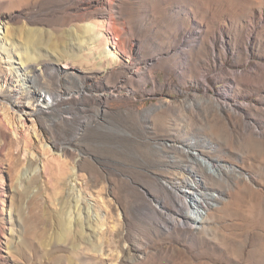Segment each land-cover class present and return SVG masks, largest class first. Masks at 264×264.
<instances>
[{"label":"rangeland","instance_id":"1","mask_svg":"<svg viewBox=\"0 0 264 264\" xmlns=\"http://www.w3.org/2000/svg\"><path fill=\"white\" fill-rule=\"evenodd\" d=\"M0 17L16 45L1 43L0 73L22 87L76 93L83 75L58 58L102 80L21 135L34 106L0 83V264H264V0H0ZM30 31L50 63L38 79L8 62ZM178 159L200 170L184 173L189 201L198 184L222 199L183 207L208 217L199 230L173 223Z\"/></svg>","mask_w":264,"mask_h":264},{"label":"bare ground","instance_id":"2","mask_svg":"<svg viewBox=\"0 0 264 264\" xmlns=\"http://www.w3.org/2000/svg\"><path fill=\"white\" fill-rule=\"evenodd\" d=\"M4 21H5L4 18L0 17V34L5 35L4 41L0 42V45H1V43H2V45H5V41H6V42H8V44L10 46H16L15 43L10 41L8 38V36L11 32L9 31L10 29L7 27V23ZM93 29H94V27L91 25L86 26L83 32L89 33ZM32 33H34V32L30 31V33L28 35L27 44L22 45L23 48L19 47L20 50H17V48H16L15 53H13L11 59L8 62H10L11 64H16V65L20 66V69L22 68L23 71L25 73H27L26 76L32 77V79H38L39 76H42L45 74V70L50 63L44 62L43 60L39 61L38 58H35L33 55L29 54V51L30 50L35 51V49L37 47L36 45H38V43H36L38 38L32 36ZM77 35L78 34H74L72 32L68 36L69 37H73V36L75 37ZM77 37H79V35ZM115 45H117V44H115ZM107 49H108L107 53L105 54V57H104L105 61L118 58L119 49H117V48L111 49V47H108ZM0 50H1V47H0ZM126 58H128V62L126 64L122 65V67L125 68L126 70L134 69L135 63L132 61L133 59L129 55ZM70 59L71 58L69 57V59H67V60H70ZM72 59H74V58H72ZM56 61H57L56 64L60 63V65H58V70L59 69L60 70L61 69H64V70L74 69V70L78 71V73L83 75L82 82H81L82 85H80V87L78 88L79 90L76 93H74L71 90H63L62 88H60V89H48L47 85L45 86L44 84L43 85L39 84L37 86V88H35L34 91H31V90L26 89L25 87H22L23 84L22 85L18 84V81H15L9 75H7L5 73H0V83L8 84L9 90L13 93V95L16 96L17 99L24 97L25 99L28 100V103L30 105L34 106L33 108H31L29 110L21 109V111H20L21 113L15 115V118L20 123V125H18V127L15 129V131L19 135H21V131L27 127L29 121L33 122V119H40L41 116H47V115L49 116V115L53 114L55 109L61 103L65 102L68 99L77 100L79 98L80 94L87 92V90L91 87H94V85L97 84V82L102 81V80H100L101 75L97 74V72L99 73V71H97V70H94V72H92V71L87 70L88 68L76 69V67L79 65L72 63V62H69V61L65 62V64L62 65V62H60L61 59H59V58ZM16 70H17V68H14V71H16ZM58 70L54 69V71H57V73L59 72ZM85 70H87L89 73L86 72ZM63 73L65 74V76L70 77L69 72H63ZM137 74H138V72H137ZM20 81L23 82L24 84L26 82L25 79H21ZM33 133H34V137L36 139H38V142L40 144H43L44 141L42 139V136L40 137V133L38 132V130L36 128L34 129ZM39 138H40V140H39ZM178 143H179V145L175 146V144L177 145ZM172 146H175L176 151L179 150V151L185 153L187 155V157L190 156V154H192L191 151L194 150V149H192L191 145L185 144L179 140L174 141ZM179 148H181V149H179ZM59 149L61 151H65V150L67 151L68 150V148H66V147H59ZM195 150H197V149H195ZM198 151H199V157H201V159L200 158H198V159H200L201 162L203 160L204 162L207 163L206 167L210 171V173L215 175V176L216 175L222 176L223 172L217 173V171L215 170V167L217 166L216 164H218L219 161L216 159H212L211 158L212 156H210V153L205 151V150H198ZM164 154L168 155V154H170V151L166 150ZM179 159H180V157H179ZM179 159L177 161H174L173 163H169L172 166H174V168L181 169L183 171L182 173H180L181 176L178 177V179L181 181L180 183L182 184V187L180 188V185L177 182H175L174 184L171 183L172 184V186H171L172 191L174 190L177 194L176 206L174 207V208H176V210L174 209V211L176 212L177 217H175V215H174L173 223H174V226L176 228L182 227V228H186V229H190V230L191 229H194V230L198 229L199 230V229L203 228V226H205L209 222L208 217L203 216V217H200L199 219L192 218L183 211V207L185 206L188 209L193 210L197 214L204 215L206 212V214L209 215V213L212 211V209L218 208V203L220 200L222 201V199L219 198L220 197L219 194L216 195L214 192H212L208 189H204L205 188L204 184H201V185L198 184V189L200 187V192L203 196L202 197V203H197V202L193 201V199L189 201V198L191 199L190 194L192 192H195L196 187L194 184L187 182L185 180L186 176L184 173L187 172L188 175H196L197 176L198 174H200V170L189 165V163L187 161H185V162H187L188 164L185 162H182ZM222 171H229V169L224 168V169H222ZM217 200H218V202H217ZM79 207H81V206H79ZM78 213L81 214V211L79 210Z\"/></svg>","mask_w":264,"mask_h":264}]
</instances>
